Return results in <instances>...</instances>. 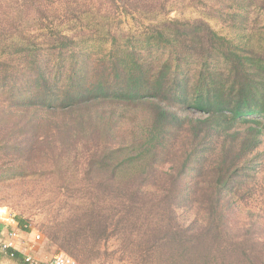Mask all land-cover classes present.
<instances>
[{
  "label": "trees",
  "instance_id": "1",
  "mask_svg": "<svg viewBox=\"0 0 264 264\" xmlns=\"http://www.w3.org/2000/svg\"><path fill=\"white\" fill-rule=\"evenodd\" d=\"M263 22L264 0H0V174L52 186L48 242L264 264Z\"/></svg>",
  "mask_w": 264,
  "mask_h": 264
},
{
  "label": "rangeland",
  "instance_id": "2",
  "mask_svg": "<svg viewBox=\"0 0 264 264\" xmlns=\"http://www.w3.org/2000/svg\"><path fill=\"white\" fill-rule=\"evenodd\" d=\"M175 15L174 13L172 14V16ZM195 15H197L195 12L185 11L184 17ZM210 23L213 28L220 31V25L216 21L211 20ZM260 25H264V22ZM262 42L264 45V36ZM193 116L197 117L198 114L195 113ZM12 164L14 165V163ZM39 164L42 166H38L37 169H49L46 162H39ZM3 167L4 165L1 166V168ZM24 174V177L18 176L13 179H10L9 172L4 175L0 174V210L2 209L4 211L2 213L8 214L12 219L14 216H21L26 219L29 228L28 235L25 238L24 236L23 238L19 237L18 240L21 243L31 244L33 251H35V256L38 258L44 257V260L49 262L55 255H66L65 252L60 251L56 246L48 242L40 230V224L45 222L46 218L50 216L48 207H50V202L53 200L49 198L48 190H52V186L47 183L43 176H30L27 171ZM178 212L181 214V211ZM236 212H228L231 221L236 217L235 222H238L239 217L237 215L241 216V223L248 217L245 212L238 214ZM29 233H33V235L30 236ZM36 234L40 235L39 241L34 240V235Z\"/></svg>",
  "mask_w": 264,
  "mask_h": 264
},
{
  "label": "crops",
  "instance_id": "3",
  "mask_svg": "<svg viewBox=\"0 0 264 264\" xmlns=\"http://www.w3.org/2000/svg\"><path fill=\"white\" fill-rule=\"evenodd\" d=\"M2 212L4 211L1 209L0 210V222L4 225L1 231H17L18 238L19 237L23 238V236L25 238L26 235H28V232L21 231L17 227L15 221L8 214L6 215ZM29 235L32 236L33 233H29ZM18 238H16L13 241L14 251L20 253L23 257L25 256L31 257L37 263H48V261L44 260V257L38 258L35 256V251H33L31 244L29 245V244L21 243L18 240ZM0 264H20V263L0 253Z\"/></svg>",
  "mask_w": 264,
  "mask_h": 264
},
{
  "label": "built area",
  "instance_id": "4",
  "mask_svg": "<svg viewBox=\"0 0 264 264\" xmlns=\"http://www.w3.org/2000/svg\"><path fill=\"white\" fill-rule=\"evenodd\" d=\"M18 238L17 231H0V253L12 258L14 251L13 241ZM35 241L40 240V235L34 236ZM25 262L30 264H36V262L29 256L24 257ZM47 264H77L72 258L64 254L55 255Z\"/></svg>",
  "mask_w": 264,
  "mask_h": 264
}]
</instances>
